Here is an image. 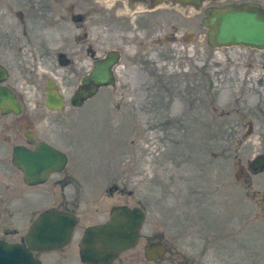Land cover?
Wrapping results in <instances>:
<instances>
[{
    "label": "rangeland",
    "instance_id": "1",
    "mask_svg": "<svg viewBox=\"0 0 264 264\" xmlns=\"http://www.w3.org/2000/svg\"><path fill=\"white\" fill-rule=\"evenodd\" d=\"M5 1L12 3L0 0L2 62L22 36L21 23L14 20ZM250 2L264 8V0H222L207 2L199 11L184 7L189 16L178 7L163 6L155 13L161 30H155L151 41L165 43L168 37H162L173 31L172 23L178 25L175 20L186 24L192 33L188 40L196 41L201 31L196 32L192 19L201 22L206 8ZM20 3L14 0V4ZM114 7L93 4L84 27L88 29L91 23L89 39L94 43L103 44L98 40L105 28L103 15ZM165 17L169 19L163 20ZM158 19L171 22L163 26ZM57 22L60 32L74 30L71 20ZM202 32V44L200 39L194 44H178L198 47V54L190 49L181 56L168 55L164 45L149 41L154 45L151 55L119 77L115 90L106 89L79 109L66 104L61 122L55 125L60 132L56 144L70 158L64 175L73 181L65 191L51 178L44 185L22 188L21 195L4 197L0 239L17 243L42 212L68 208L79 217L76 238L40 260L43 264H81L78 247L84 230L107 220L113 206L128 204L145 207L149 224L154 213L162 220L168 211L176 215L171 231L179 233L171 234L189 238L184 247L191 248L192 258L200 253L202 264H264V210L259 207L264 202V171L254 175L249 169L252 160L264 156V50L211 48L207 30ZM64 34L60 33V44ZM139 41H144L143 33ZM135 49L132 45L127 52ZM137 49L143 50L139 42ZM48 54L44 52V57ZM47 65L40 61L35 67L30 62L25 94L30 109L36 103L42 108L45 84L40 79ZM13 68L19 76V64ZM12 173L16 184L19 172L12 168ZM116 184L123 185L124 195L107 193ZM167 192L172 195L163 201ZM155 197L160 205L152 212ZM190 200L197 204L187 206Z\"/></svg>",
    "mask_w": 264,
    "mask_h": 264
},
{
    "label": "flooded vegetation",
    "instance_id": "2",
    "mask_svg": "<svg viewBox=\"0 0 264 264\" xmlns=\"http://www.w3.org/2000/svg\"><path fill=\"white\" fill-rule=\"evenodd\" d=\"M11 1L12 3H7L5 1V6L10 8L14 20H16L17 23H21L22 36L20 38V44L12 48L11 54L6 62L0 61V211L4 205V197L13 194L21 195L22 193L20 192H22V188L26 189L44 185L51 178L55 180L56 185L62 186V191H65L64 189L71 184L73 178H66L64 175L70 164V158L64 151L59 149V146L56 144L60 132L55 125L61 122L60 114L64 112L68 102L72 105V100L79 90L91 89L94 87V73L98 66L104 65L108 61L113 60V58L116 59L115 63L109 69L112 75L111 81H113L114 84L101 85L96 95L88 99L85 104L96 99L100 94H103L106 89L110 88L115 90L117 79L127 74L132 66H135V64L143 60L142 57L148 58L154 49V45H164L163 47L167 49L165 51L168 55L178 54V56H181L187 53L188 50L190 51V49L198 54V47L196 50L195 46L188 49L183 45L179 47L178 44H194L195 42L197 43L199 39L202 44L204 35L202 31L205 29L202 24L204 17L201 19V22H199L198 19H192L193 27L196 28L197 33L201 31V34L199 35V33H196V41H189L188 36L192 34L189 32V27L181 21L175 20L178 25L176 26L172 23L173 31L165 33V35L159 33V35H164L162 38L168 37L165 43L156 42L157 39L152 42L151 37L154 36L155 30L159 29L157 32L161 30V25L156 22L155 13L162 9L163 6H169V9L178 7L182 9L186 15H189L188 10L178 5L173 6L171 2L167 3V0L156 8H151L154 0H147L145 2L137 0H21L20 4H14V0ZM97 3L113 4L115 6V9L113 8L105 12L103 15L105 18V20H103L105 28L102 31V37L98 38V40L103 42L102 45L96 44L89 39L88 30L92 27L91 23L88 25L89 28L86 26L88 29L84 27L91 18L93 4ZM117 5H121V7H117ZM123 5L124 8H127V11L125 10L126 8H123ZM190 8L196 11L201 10L193 6ZM60 19L64 21L71 20L74 30H70V34L67 33L68 28H63L64 30L61 29L62 32L56 29L58 27L60 28L59 22H57ZM162 19L167 21L169 18L165 17ZM180 20L182 19L180 18ZM158 21L163 26L171 22H162L159 19ZM46 33L51 34L46 36ZM60 33H66L70 37V40H68V36L64 34V39L60 44ZM141 33L144 34V41L142 42L139 41V35H141ZM149 41H151V44H154L153 47L149 45ZM138 42L143 48L142 51L137 49ZM170 43H173L172 47H168ZM132 45H135V51L132 53L127 52L128 48ZM38 51L41 52V55ZM44 52L49 53L46 58L44 57ZM161 52L163 51L161 50ZM40 61L45 63L47 61L48 64V69L43 71L40 79L45 84L43 90L44 97L42 100L43 105L41 109H38L37 107L40 103H36L35 108L30 109L25 99V94L28 90V68L30 62L31 65L36 67V62ZM14 64H19V76L15 75V72L12 71ZM36 74L35 72V75ZM84 83H86V86ZM35 89L40 90L36 87ZM70 89H72V92L70 91L69 95H67L66 92ZM65 93L66 95H64ZM48 95H58L62 97L64 99V107L62 109L49 107L47 104ZM73 108L79 109L76 107ZM42 143L66 154L68 163L62 171L51 174L45 183L28 185L25 181L26 176L24 172L13 164L14 152L17 147L36 150ZM254 160L249 163V169L254 175L262 174L264 170L260 173H255L253 167ZM12 168H15L19 172L16 175L18 177V179H16V184L13 182ZM155 187H160V185L156 183ZM107 193L111 196H122L125 194V190L123 185L116 184L110 186L107 189ZM169 193L172 195L171 192H167L164 195L163 201L167 200L166 197H168ZM171 198L177 200L174 196H171ZM195 204H197L196 200L186 201L187 206H194ZM159 205L160 202L157 197H155L154 201L151 202L152 212H157ZM116 206H128L131 209H141L144 213V222L137 245L119 254L111 264L203 263L200 253L192 258L194 254L189 252L191 248L185 249V243H190L189 238L186 236L175 237L172 235L179 232L175 231L174 233L171 231L176 222V215H173L171 211L167 212L166 220L157 218L159 215L155 213L152 214L155 215V219L152 224H149V221L147 222L149 213L145 207H132L128 204ZM116 206L110 209L107 220L95 225L108 222L111 210ZM259 207L264 210V202L259 203ZM51 209L66 214H75L68 208L64 209V207ZM75 215L78 218V223L70 244L72 240L76 238V232L79 229V217L77 214ZM32 224L29 226L27 233L17 242L18 244L26 245V235ZM170 226L171 229H168ZM85 230L79 238V244L84 236ZM50 252L53 251H34L33 254L40 264H43L40 257ZM195 259H199V262H196ZM80 263L84 264L81 262V259Z\"/></svg>",
    "mask_w": 264,
    "mask_h": 264
},
{
    "label": "water",
    "instance_id": "3",
    "mask_svg": "<svg viewBox=\"0 0 264 264\" xmlns=\"http://www.w3.org/2000/svg\"><path fill=\"white\" fill-rule=\"evenodd\" d=\"M219 1L221 0H167V3L200 9L207 2ZM165 2L166 0H154L151 8ZM202 24L208 30L207 41L211 48L241 46L264 50V8L258 3L209 6L205 10ZM115 60L113 58L96 68L94 87L79 90L72 100V106L82 107L88 99L96 95L101 85L114 84L109 69ZM84 85L86 86V83ZM47 104L51 108L62 109L64 99L58 95H48ZM67 163L66 154L43 143L36 150L17 147L14 152L13 164L24 172L28 185L45 183L51 174L62 171ZM253 167L255 173L262 172L264 156L257 157L253 161ZM143 222L144 213L141 209L114 207L108 222L90 226L85 230L79 244L81 262L111 264L119 254L137 245ZM77 223L75 214H66L55 209L43 212L30 227L26 235V245L9 244L0 240V264H40L33 252L55 251L67 247Z\"/></svg>",
    "mask_w": 264,
    "mask_h": 264
}]
</instances>
